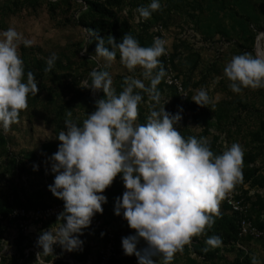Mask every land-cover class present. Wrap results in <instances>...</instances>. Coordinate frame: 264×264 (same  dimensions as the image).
<instances>
[{"label":"rangeland","instance_id":"374dc122","mask_svg":"<svg viewBox=\"0 0 264 264\" xmlns=\"http://www.w3.org/2000/svg\"><path fill=\"white\" fill-rule=\"evenodd\" d=\"M149 2L0 0V31L11 26L33 41L31 47L21 45L19 52L25 73H34L39 88L29 95L19 122L6 134L0 130V264H36L42 251L37 247L39 234L55 226L64 210L63 202L49 191L54 174L48 158L58 150L56 137L64 129L66 113L70 110L73 122L82 124L95 110V101L105 95L81 88V82L90 81L94 69L107 70L119 94L125 77L143 79L142 69L129 72L120 63L118 50L109 67L103 58L90 60L96 53L90 30L105 38L108 47V36L119 43L128 33L143 47L151 46L155 37L167 40L166 55L160 58L167 72L158 85L161 106L174 114L182 108L178 130L185 137H207L215 154L233 143L243 147L242 183L235 186L250 217L264 214V88L234 93L224 75L234 55L264 51V0H161V10L144 20L136 9ZM52 53L58 59L53 70L45 72ZM144 83L149 85L148 80ZM202 88L210 97L204 107L191 100ZM136 91L144 97L137 119L142 124L152 103L147 93ZM125 190L118 176L104 193L108 202L103 214L93 218L97 225L91 224L80 237L82 249L67 252L56 245L53 255L42 257L44 264H105L106 256V264H138L122 248V238L134 230L114 213L116 199ZM59 207L62 211L51 218L38 215ZM239 217L224 198L213 226L193 237L172 264H251L253 256L264 264V239L240 237ZM213 235L221 238L219 247L205 244ZM139 247H144L143 241Z\"/></svg>","mask_w":264,"mask_h":264},{"label":"clouds","instance_id":"9594fccd","mask_svg":"<svg viewBox=\"0 0 264 264\" xmlns=\"http://www.w3.org/2000/svg\"><path fill=\"white\" fill-rule=\"evenodd\" d=\"M161 8V0H150L136 11L148 20ZM90 35L96 41V53L90 60L103 58L109 67L118 50L120 63L129 72L142 69L143 79L125 77L119 94L107 70L94 69L89 73L90 81L81 82V88L105 95L95 101V110L82 124L73 122L69 110L64 129L56 137L58 150L48 158L54 182L48 187L63 202L64 210L55 226L39 234L37 247L42 251L37 253L36 264H44L42 257L53 255L56 245L67 252L82 249L80 237L93 218L103 214V205L108 202L104 193L118 176L126 190L116 199L114 213L134 230L122 238L124 254L135 256L138 264H172L193 237L215 223L219 203L242 178L244 149L233 143L215 154L207 137H185L178 130L183 109L175 114L166 111L158 88L167 76L160 59L167 52L166 39L155 37L151 46L143 47L128 33L119 43L108 36V47L98 32L90 30ZM32 44L14 27L0 31V130L5 134L19 122L29 95L39 91L34 73H25L19 52L21 45ZM57 59L52 53L44 71H52ZM224 75L234 93L264 88V51L234 55ZM144 80L149 81L148 86ZM136 90L147 93L152 103L142 124L137 119L144 97ZM191 100L204 107L210 97L202 88ZM33 169L38 170V165ZM142 241L144 247H139ZM205 244L215 248L222 240L213 235ZM251 264L261 261L253 256Z\"/></svg>","mask_w":264,"mask_h":264},{"label":"built area","instance_id":"2783aa9c","mask_svg":"<svg viewBox=\"0 0 264 264\" xmlns=\"http://www.w3.org/2000/svg\"><path fill=\"white\" fill-rule=\"evenodd\" d=\"M242 183V182H238ZM226 207L234 214H238V231L240 237H251L254 239H264V214L260 217L252 218L249 215V209L245 204V200L239 194L236 186L225 197ZM62 211L61 208L56 211H40L39 216L51 218L52 215ZM97 219L92 221L93 225H97ZM105 264L108 262V257H104Z\"/></svg>","mask_w":264,"mask_h":264},{"label":"water","instance_id":"95a60500","mask_svg":"<svg viewBox=\"0 0 264 264\" xmlns=\"http://www.w3.org/2000/svg\"><path fill=\"white\" fill-rule=\"evenodd\" d=\"M264 33V31L261 33V35Z\"/></svg>","mask_w":264,"mask_h":264}]
</instances>
